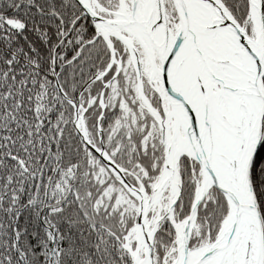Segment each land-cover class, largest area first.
Masks as SVG:
<instances>
[{"label": "snow or ice", "instance_id": "1", "mask_svg": "<svg viewBox=\"0 0 264 264\" xmlns=\"http://www.w3.org/2000/svg\"><path fill=\"white\" fill-rule=\"evenodd\" d=\"M0 264H264V0H0Z\"/></svg>", "mask_w": 264, "mask_h": 264}]
</instances>
